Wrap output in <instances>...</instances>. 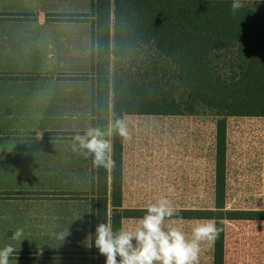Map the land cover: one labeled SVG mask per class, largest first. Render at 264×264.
Listing matches in <instances>:
<instances>
[{
  "label": "trees",
  "instance_id": "trees-1",
  "mask_svg": "<svg viewBox=\"0 0 264 264\" xmlns=\"http://www.w3.org/2000/svg\"><path fill=\"white\" fill-rule=\"evenodd\" d=\"M241 2L234 12L233 0H91L89 13L61 18L91 25L92 129L109 141L113 129L110 166H95L91 153L90 264L106 261L94 244L100 222L119 229L124 216L146 214L121 209L117 122L126 115L264 117V0ZM216 176L225 183L226 171ZM178 218L215 220L213 263L225 264L227 223L264 220V208H226L222 200L214 210L179 209Z\"/></svg>",
  "mask_w": 264,
  "mask_h": 264
},
{
  "label": "crops",
  "instance_id": "crops-1",
  "mask_svg": "<svg viewBox=\"0 0 264 264\" xmlns=\"http://www.w3.org/2000/svg\"><path fill=\"white\" fill-rule=\"evenodd\" d=\"M49 2L54 4H48ZM90 10L91 0H0V112L22 111L26 105H40L41 110H37L42 114L34 118L36 123L27 124L26 117H19L14 128L42 127L54 133L50 137L38 136L37 141L44 143L36 155H30L38 160L37 168L24 167L17 163H7L6 168L13 170L16 176L24 171L45 173L51 171L47 163L52 159L53 201L48 205H30L29 208L39 207L38 210H45L47 215L53 217L55 239L63 246L67 245V240L77 239L76 234H82L88 228L92 237L91 153H88L87 149H81L79 142H75V150L73 145L76 135L83 136L92 129L94 117L91 79L94 71L91 61L90 23L61 18L89 13ZM29 72L52 73L54 82H50V86L33 89L32 93L30 88H14L15 79L20 78L17 74ZM28 95H33V98L27 99ZM169 116L167 122H154L152 115L124 117L123 123L128 130V138L122 137L121 209H147L155 200L169 196L178 209L205 210L206 114ZM140 117L150 120L149 123L143 125L140 121L131 127L130 122L135 123L133 119ZM260 118L263 120L261 159L264 170V117ZM144 127L139 133L135 132L136 129ZM48 137L52 140V149L47 146ZM109 138L111 143V136ZM215 144L213 136L208 145L214 146V152ZM215 154L217 155V152ZM210 155L212 153L209 152ZM240 159V156L237 157L238 163ZM238 166L241 168V164ZM13 171H6L7 175L0 171V192L42 189H28L24 186L11 189L9 184H1V181L13 177ZM38 179L36 183L45 182L42 177L39 181ZM20 181L25 183L23 179ZM169 186L175 189L171 194L168 193ZM34 211L31 210L29 214H35ZM141 218L124 216L121 219V227L126 230L134 229ZM174 219L186 222L185 230L190 236L197 221L207 220ZM172 222L166 220L165 228ZM61 233H68L64 240L58 238Z\"/></svg>",
  "mask_w": 264,
  "mask_h": 264
},
{
  "label": "rangeland",
  "instance_id": "rangeland-1",
  "mask_svg": "<svg viewBox=\"0 0 264 264\" xmlns=\"http://www.w3.org/2000/svg\"><path fill=\"white\" fill-rule=\"evenodd\" d=\"M50 3L54 4V2L48 4ZM110 61L112 62V58ZM110 70L112 75L114 72L112 64ZM17 75L20 78L15 79L13 87L30 88V93L33 92V89H39L45 85L50 86L52 85L50 82H54L52 73L29 72ZM20 80H25V82ZM26 98L32 99L33 95H28ZM24 108L22 111L0 112V171H4L6 175L8 174L6 171H13L6 168L7 163H17L24 167L37 168L38 160L35 156L31 157L30 155H36L41 144L44 143L37 141L38 136L45 137L49 135L50 137L54 134L49 132L48 128L42 127L14 128L19 117H26L25 122L33 124L36 123L34 118L42 114L37 110L38 108L41 110L42 106L40 105H26ZM49 113L52 114V112ZM7 114L11 116H7ZM13 117L17 118L14 119ZM152 117L154 122H167L170 116L152 115ZM206 119L205 207L214 210L215 201L224 200L226 208H264V170L261 159L263 120L260 117L247 119L220 118V116L216 117L211 114H206ZM133 120L135 123L131 121V127H134L140 121L143 122V125L150 121L141 117ZM143 129L145 127L136 129L135 132L139 133ZM213 136L216 142L215 152H217V155L214 152V146L208 145V142L213 140ZM49 137L47 146L52 149L53 144ZM209 152L212 155L209 156ZM222 156L224 162H222ZM239 156L241 158L240 163L237 162ZM47 164L51 167V171L45 173L24 171L17 173L18 177L13 171V177L1 181V184H9L11 189L23 188L22 186L28 189H42L26 190L24 192H0V249L8 244L15 247L16 253L10 258V264H90L86 255L87 251L91 252L89 228L82 234L77 233V239L67 240V245L63 246L60 241L55 239L53 217L47 215L45 210H38L39 207H37L38 209L29 208L30 205H48L53 201L54 192H51L54 188L52 159ZM240 164L241 168L238 166ZM216 171H226L224 184H221V181L217 179ZM40 177L44 178L45 182L36 183L35 181L38 178L39 181ZM20 179H23L25 183H21ZM1 187L2 185H0ZM31 210H35V214H29ZM39 211H42V213ZM15 212H17L16 215ZM184 223L186 222L176 221L173 226L180 227L190 239L191 236L186 233ZM20 228L24 230L26 238L24 240L22 238L20 241L12 240V234ZM225 251V264H264V222L234 221L227 223ZM213 261V242H202L199 264H214Z\"/></svg>",
  "mask_w": 264,
  "mask_h": 264
},
{
  "label": "clouds",
  "instance_id": "clouds-1",
  "mask_svg": "<svg viewBox=\"0 0 264 264\" xmlns=\"http://www.w3.org/2000/svg\"><path fill=\"white\" fill-rule=\"evenodd\" d=\"M242 7L241 0H233L232 10L235 12ZM115 130L122 137L128 138V130L123 122H117ZM109 129L107 135H112ZM106 134L99 129H89L85 135H76L75 142H79L81 149L95 156V166H110L107 156L111 151V143L104 139ZM173 187L168 193H173ZM179 209L169 196L161 197L146 209L138 226L126 230L123 226L114 229L112 222H100L95 228L94 244L99 253L106 257L105 264H199V253L202 242H214L220 230L216 221L209 219L197 221L192 228L191 238L177 226L174 218L178 219ZM172 220L165 228V221ZM68 235L61 233L59 239L64 240ZM26 238L22 228L17 229L11 239L20 241ZM16 253L13 245H5L0 249V264H10V258ZM119 257V259H118Z\"/></svg>",
  "mask_w": 264,
  "mask_h": 264
}]
</instances>
